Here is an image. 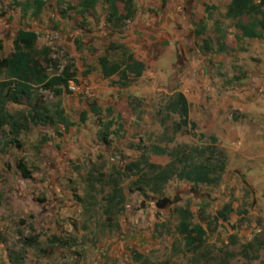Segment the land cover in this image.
Instances as JSON below:
<instances>
[{
  "label": "rangeland",
  "instance_id": "1",
  "mask_svg": "<svg viewBox=\"0 0 264 264\" xmlns=\"http://www.w3.org/2000/svg\"><path fill=\"white\" fill-rule=\"evenodd\" d=\"M42 1L36 15L24 17L19 7L23 0H0V58L11 55L18 30L35 32L36 50L49 48L56 67L48 74L60 75L68 67L74 84L88 95L68 93L69 84L60 96L39 90L22 105L8 106L17 126L14 134L9 127L0 132V264H9L10 252H21L24 264H142L136 255L146 264H264V34L244 39L235 28L252 21V16L228 18L229 0H134L136 12L148 20L160 14L162 20L172 21L176 13L185 19L188 11V21L195 27L183 31L172 24L181 41L148 49L145 77L119 88L116 76H101L97 60L123 59L121 51L109 48L125 37L132 21L115 29L107 22L101 0L84 16L79 0ZM201 25L205 30L198 36ZM204 40L209 53L202 51ZM189 50L193 61L203 60L204 68H199L203 83L215 76L221 89L241 88L234 96L241 112L228 113L236 135L223 144L224 149L215 143L214 162L224 165L222 173L212 175L219 177L217 184L172 179L155 193L135 183L134 176H121L124 165L144 156L164 166L176 148L210 144L204 121L194 131L186 128L173 134L171 125L177 118L166 117L176 77L163 81L159 71L176 75L188 67L183 60ZM158 57L166 62L157 65ZM205 98L214 104L209 93ZM92 103L100 110L99 121L89 111ZM249 105L255 106L254 113L247 111ZM32 106L53 121L29 123ZM191 112L196 119L200 115L196 104ZM58 114L73 126L65 131ZM109 121L108 144H103L98 132ZM18 164L25 166L28 179L21 177ZM112 182L122 190L120 206L106 202ZM186 208L191 225L205 232L197 252L185 249L177 231L178 212ZM223 208L225 220L218 216ZM29 237L36 238V248L22 246Z\"/></svg>",
  "mask_w": 264,
  "mask_h": 264
},
{
  "label": "trees",
  "instance_id": "2",
  "mask_svg": "<svg viewBox=\"0 0 264 264\" xmlns=\"http://www.w3.org/2000/svg\"><path fill=\"white\" fill-rule=\"evenodd\" d=\"M66 1V0H62ZM99 0H79L78 6L81 15L84 16L93 11ZM106 6L107 22L114 26L115 29H123L125 24L132 21L136 9L134 0H101ZM258 2L257 4L255 2ZM42 0H23L20 4V11L25 17L30 13L36 15V11L43 5ZM243 15L252 16V21L247 24H237L236 29L244 39H257L264 34V0H231L226 9V16L234 21H239ZM204 25L196 31L198 36L204 33ZM38 36L35 32L29 30H18L12 42L13 51L9 57L0 58V132L5 127H9L11 134L15 133L17 126L16 118L8 111L9 105H22L25 99H32L34 93L39 90L53 92L56 96L63 93L70 83H75L73 73H69L66 67L60 74H48L52 67H55L51 58V51L45 47L36 50ZM203 52H210L209 42L203 41ZM222 48V47H221ZM112 50L121 51L122 60L120 62H111L107 57H99L98 65L101 75L105 79L116 76L118 78L116 85L124 88L127 82L139 78L143 71L144 65L136 61L123 46H111ZM56 68V67H55ZM68 93H71L67 90ZM136 101V99H133ZM40 108L32 106L27 119L32 125H48L53 119L42 112ZM89 111L99 121L100 110L96 104L89 105ZM108 113L109 109L106 110ZM166 117L175 116L177 118L171 125L173 134L180 133L182 129L194 131L196 124L189 119V104L183 94L174 93L168 100L166 106ZM61 114V112H60ZM60 119L63 129L66 131L73 126L72 123ZM85 112L81 114V120H84ZM161 124H164L161 119ZM103 130L98 132V140L103 144H108L109 129L112 122L102 124ZM200 139H204L203 134H199ZM210 144L208 146L185 147L183 150L176 148L168 153L170 161L164 165H156L148 162L146 157L142 156L137 161L124 165L120 171L121 176H134L135 183L144 184L152 192L159 193L162 188L172 179L184 181L195 185H214L217 184L219 177L217 172L224 171V165L219 166L214 162L216 151V139L208 137ZM16 169L24 179L29 178V173L22 164H18ZM113 187L111 195L106 198L109 207L120 206L124 197L122 190L116 182H112ZM219 212V218L226 219L227 211L225 208ZM179 222L177 231L183 238L184 247L188 251L197 252L204 245L205 232L199 225H191V213L186 208L178 212ZM24 248H36L37 240L35 237L23 239ZM9 264H24V256L21 252H10L8 255ZM135 260L146 264V260L141 255H136Z\"/></svg>",
  "mask_w": 264,
  "mask_h": 264
},
{
  "label": "crops",
  "instance_id": "3",
  "mask_svg": "<svg viewBox=\"0 0 264 264\" xmlns=\"http://www.w3.org/2000/svg\"><path fill=\"white\" fill-rule=\"evenodd\" d=\"M230 1L231 0H229V3ZM185 16L186 18L183 19V15L176 13L173 17H170L172 21H167L162 20L161 15L158 14L154 18L148 20L146 14H142L140 12L135 13V16L131 23L132 26L129 28V30L125 34V37L122 38L117 46H123L127 51L129 50V54L133 57V59L141 62L144 65V71L139 78L145 77V58L147 57V55H149L148 49L154 46H157V48H159V46L166 41H169V43L173 42L174 40L181 41L180 34L178 35V33L176 32L178 30H175L172 24H174V26H182L183 31L194 30V22L191 24V22L188 21L190 18L188 11H186ZM200 19L197 21L198 23ZM144 47L146 49L143 50ZM190 51L191 50L188 51V54H184L183 60L184 64L189 63L188 67L185 68L184 66V68L178 71L176 75L173 73L168 74V72L163 69V72L162 70L159 71V78L164 81L166 79L170 80L172 75L173 77H176L175 90L170 93V96L177 92L183 94L189 104V119L195 124L202 123L204 121V130L207 133H210V135L216 139L217 144L220 145L219 147L224 149L223 144L227 140L232 139L234 135H236V130H232L233 125H231V123L233 124V122L232 120H230L231 115H228V113L230 112V110L235 109L241 112V104H237V102L235 101L236 99L234 98V96H237V93L241 94V88H239V91L237 92H235L232 88L221 89L219 81L215 76H212V82L203 83V72L199 71L200 67L202 69L204 68L203 60L197 62L193 61V57L192 55H190ZM150 56L153 57L152 54ZM180 57L181 59H183V54H181ZM161 62L164 63L166 61L161 57H158L155 63L157 65H160ZM214 62H216V60H214ZM174 66L175 64L170 65V69L172 70V72H174ZM207 93H209L212 97V100H214V104L207 103L205 98ZM215 101H217V103ZM192 104H196L199 108L200 115L197 117V119L192 116ZM254 109H256L255 106L249 105L247 111H253L254 113ZM239 125L241 126V123ZM229 129L230 131L227 132V130ZM215 147L217 148L218 146L215 145Z\"/></svg>",
  "mask_w": 264,
  "mask_h": 264
},
{
  "label": "built area",
  "instance_id": "4",
  "mask_svg": "<svg viewBox=\"0 0 264 264\" xmlns=\"http://www.w3.org/2000/svg\"><path fill=\"white\" fill-rule=\"evenodd\" d=\"M69 90L72 94H75V93H82V94H85V95H88V92L87 90H85V92H80L79 91V87H77L74 83H70L69 85Z\"/></svg>",
  "mask_w": 264,
  "mask_h": 264
},
{
  "label": "water",
  "instance_id": "5",
  "mask_svg": "<svg viewBox=\"0 0 264 264\" xmlns=\"http://www.w3.org/2000/svg\"><path fill=\"white\" fill-rule=\"evenodd\" d=\"M176 201H177V198H174L173 202L175 203ZM158 205H161V202H159Z\"/></svg>",
  "mask_w": 264,
  "mask_h": 264
}]
</instances>
